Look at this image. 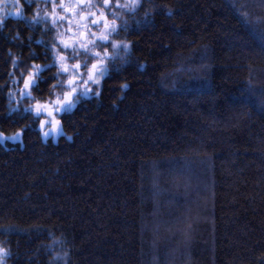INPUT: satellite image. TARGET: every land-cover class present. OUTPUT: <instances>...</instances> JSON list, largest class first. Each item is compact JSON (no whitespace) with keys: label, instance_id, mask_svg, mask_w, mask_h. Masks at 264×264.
Returning <instances> with one entry per match:
<instances>
[{"label":"trees","instance_id":"obj_1","mask_svg":"<svg viewBox=\"0 0 264 264\" xmlns=\"http://www.w3.org/2000/svg\"><path fill=\"white\" fill-rule=\"evenodd\" d=\"M14 2L0 7L11 11ZM24 3L29 20L38 8L42 15L53 11L51 0ZM234 3L247 5L240 11L252 24ZM153 4L174 14L161 11L137 24ZM107 11L121 12L129 24L111 42L132 49L127 63L115 61L102 95L58 116L62 131L43 137L37 120L19 141H0V227H16L0 232L11 249L7 264H50L63 251L70 252V264H264V39L254 30L258 18L264 21V3L143 0L133 14ZM86 12L82 7L76 19ZM6 23L0 132L13 135L30 118L8 112L7 94L13 93L15 107L23 87V80L13 83L20 71L12 59L30 65V48L43 54L68 24L45 32L23 17L10 15ZM17 31L21 41L6 39ZM28 36L30 45L20 47ZM98 44V51L114 52L110 42ZM124 84L129 87L122 91ZM33 95L36 100L22 104L46 102L48 88ZM52 235L65 241L55 251L45 247L53 245Z\"/></svg>","mask_w":264,"mask_h":264},{"label":"snow or ice","instance_id":"obj_2","mask_svg":"<svg viewBox=\"0 0 264 264\" xmlns=\"http://www.w3.org/2000/svg\"><path fill=\"white\" fill-rule=\"evenodd\" d=\"M36 0H27V4L31 5ZM47 3L48 0H45ZM264 3V0H261ZM5 3V0H0V4ZM102 5L96 3L95 0H60L59 4L56 0H51V7L53 11L51 13L41 14L39 8L35 11L29 20L25 15V3L24 0H15L13 9L11 11L6 10L4 7H0V32L7 26L6 18L10 15L16 17H23L27 20V23L31 27L43 24L45 32H51L53 29H58L65 21L70 25L69 28L65 29L64 32L57 31V34L52 38L50 46H46L43 54L37 53L35 50L30 48L27 59L31 60L32 63L29 65L27 61L19 57L12 59V67L20 71V76L13 80V83L23 80V87L17 90L18 99H16L15 107H12L13 93L7 94L9 101V113H17L20 119L30 118V123L25 124L18 132L13 135H6L0 132V141H19L21 135L29 128H33L36 125V121L39 120V130L42 132L43 137H48L54 131H62L63 121L58 119V116H63L66 113L71 112L76 105L83 99L91 95L100 96L102 92L99 89L102 88L104 78L109 75L113 67H116L115 61L120 59L123 63L128 62V58L131 56L132 44L123 41L111 42V36L113 33L118 34L121 28L127 30L129 27L128 21L123 19L121 12L112 11L111 15L115 19L109 20L105 9L118 8L122 12L126 11L129 14H133L143 7V0H125L121 3L120 0H102ZM82 7L98 9L97 12H88L84 15H80L79 19H76L79 11ZM231 7L240 14L241 19H244L247 23L252 24L250 14L242 12L241 9L246 8L247 5L232 4ZM62 10L64 14H61ZM166 12L170 17L174 14L173 9L162 5L153 4V8L146 11L144 17L137 20V24H146L150 22L151 18L159 12ZM71 14L72 19L69 18ZM95 19L91 20V26H97L103 23V30L100 33L92 32L91 35L96 39H88V31H79L82 26L84 29H89L90 25L86 22L91 17ZM49 19L51 23L49 24ZM117 20H121V23H117ZM77 26V31L72 32L71 36L66 33L71 32V25ZM264 21L257 19L254 30L264 39V27L261 26ZM11 42L21 41V34L19 31L16 32L15 36L6 37ZM33 37L28 36L24 38L19 45L20 47L29 46L32 42ZM99 42H110L111 47L114 49L113 53H109L105 48L103 53L97 51V47L102 46ZM39 43V41H37ZM123 51L124 55L120 56V51ZM49 54L52 55V59L47 63H36L37 59L41 56L45 60H48ZM8 56H12L11 49L8 50ZM78 56H83V60H79L74 64L69 63L70 60H75ZM95 58L94 62L90 65L88 60ZM110 62H112L110 64ZM24 64L25 68L21 69L20 65ZM55 67L56 71L51 73V69ZM207 71V66H205ZM48 71L50 75H44ZM7 75L12 77L13 72H8ZM68 76V79H63L64 76ZM49 81H55L49 85ZM48 88L49 96L46 102L37 100L35 104L24 105L22 101L24 99L36 100L33 92H43L44 87ZM7 86V82L4 85H0V92ZM129 87L128 84L121 86V90H125ZM56 89H64L61 93L54 91ZM55 95V99H53ZM18 122V121H9ZM47 129V130H46ZM70 139V137H69ZM16 231L14 225H7L0 227V232L11 233ZM53 245H46L50 251H55L54 245L59 243L63 245L65 243L62 239H57L52 235ZM11 256L10 247L5 246L4 241H0V264H7L8 258ZM70 252L63 251L56 253L50 264H70Z\"/></svg>","mask_w":264,"mask_h":264},{"label":"rangeland","instance_id":"obj_3","mask_svg":"<svg viewBox=\"0 0 264 264\" xmlns=\"http://www.w3.org/2000/svg\"><path fill=\"white\" fill-rule=\"evenodd\" d=\"M101 2H102V0H101ZM125 2V0H122L121 1V3H124ZM87 8V7H86ZM88 12H97V14H99L98 13V9H95V8H87V12L86 13H88ZM105 12H106V14L108 15V19L110 20V16H111V18H114L115 19V17H113L112 15H111V12H108L107 11V9H105ZM70 19L72 18V17H69ZM92 19H95V17L93 16V17H91L90 19H88L86 22L90 25V28L89 29H85V30H87L88 31V33L91 35V33L92 32H96V33H100L102 30H103V23H101V24H99V25H97V26H91V20ZM68 24V23H67ZM75 25V24H74ZM72 26V25H71ZM70 27V25L68 24V28ZM81 28L82 29H84L82 26H81ZM71 32H75V29H73ZM92 39H96V37H93ZM99 42V41H98ZM99 43H108V42H99ZM97 50V49H96ZM100 50V49H99ZM98 51V50H97ZM102 53H103V51H101ZM93 60V58L92 59H89L88 60V64H91V63H93L94 61H92ZM94 60H95V58H94ZM92 61V62H91ZM76 63V62H75ZM67 79H68V76H67ZM47 130V129H46Z\"/></svg>","mask_w":264,"mask_h":264}]
</instances>
